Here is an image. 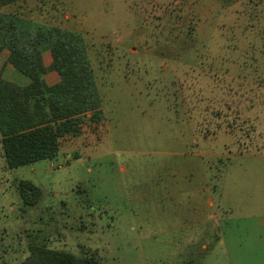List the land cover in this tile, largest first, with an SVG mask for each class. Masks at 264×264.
Here are the masks:
<instances>
[{"label":"rangeland","instance_id":"374dc122","mask_svg":"<svg viewBox=\"0 0 264 264\" xmlns=\"http://www.w3.org/2000/svg\"><path fill=\"white\" fill-rule=\"evenodd\" d=\"M6 10L84 37L106 132L14 170L0 144V264H23L34 236L103 264H264V0H28ZM252 46L258 73L245 64ZM0 72L13 78L6 53ZM180 175L215 203L187 230L189 212L163 207L162 187ZM21 180L41 189L35 207L23 205Z\"/></svg>","mask_w":264,"mask_h":264},{"label":"trees","instance_id":"16d2710c","mask_svg":"<svg viewBox=\"0 0 264 264\" xmlns=\"http://www.w3.org/2000/svg\"><path fill=\"white\" fill-rule=\"evenodd\" d=\"M27 1L0 0V57L8 53V65L29 80L27 85L19 84L0 72V144L10 170L53 160L64 142L75 138L85 142L98 131L106 132L103 100L84 37L23 11L6 10ZM258 33L263 34L264 47V29ZM252 47L246 58L251 63L245 64L258 73V48ZM46 53L52 56L49 66L44 61ZM50 72L58 73L61 81L49 85L46 75ZM263 75L257 79L264 80ZM19 193L25 207H35L42 199L41 189L28 180L20 181ZM38 238L32 237L30 255L23 264H103L97 253L79 257L51 249Z\"/></svg>","mask_w":264,"mask_h":264},{"label":"crops","instance_id":"0c3cea01","mask_svg":"<svg viewBox=\"0 0 264 264\" xmlns=\"http://www.w3.org/2000/svg\"><path fill=\"white\" fill-rule=\"evenodd\" d=\"M6 56H8V53H6ZM44 61L45 64L46 62H48V65L46 64V66L51 65L52 59H50L49 53H46L44 55ZM8 66L11 75H13L12 76L13 78L10 79L11 81L23 85L29 84L28 79L23 78L10 65ZM46 80L49 85H54L60 82L61 78L58 75V73L50 72L49 74L46 75ZM76 139L78 141L77 144H79V147L82 148L83 146L81 144L82 143L84 144L85 142L83 141V139L81 140L80 138H75L71 140L69 144L73 143V141ZM162 188L164 189V195L162 197L164 200H166V204H164L163 207H165V205L166 206L170 205L171 207L182 209L184 213L185 212L190 213L189 219L192 221V223L190 222V220L184 222L183 226L181 227L183 229L181 230L194 228L195 222L193 220V217L195 216L199 217L201 211L203 210L211 211V209L213 210V208L215 207L214 200L210 194V188L207 187L202 188V186L199 184V181H197V183L195 184V180H193L192 176H187V175L171 176L168 179V185L166 184ZM199 246H200L199 249L204 252H207L210 249L209 245H207L205 242L203 243L200 242Z\"/></svg>","mask_w":264,"mask_h":264}]
</instances>
